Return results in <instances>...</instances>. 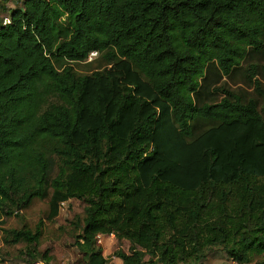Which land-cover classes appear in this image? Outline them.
Listing matches in <instances>:
<instances>
[{
	"label": "trees",
	"instance_id": "obj_1",
	"mask_svg": "<svg viewBox=\"0 0 264 264\" xmlns=\"http://www.w3.org/2000/svg\"><path fill=\"white\" fill-rule=\"evenodd\" d=\"M8 21L0 24L2 215L37 198L53 221L63 203L82 201L74 246L86 264H107L99 235L131 243L130 254H115L122 264L147 256L200 264L204 248L264 264V186L251 182L264 178L257 65L248 79L261 99L208 94L264 55V0H25ZM92 53L109 68L77 76L70 64ZM231 196L236 221L226 212ZM42 227L11 230V244L25 242L26 256L49 263L37 252Z\"/></svg>",
	"mask_w": 264,
	"mask_h": 264
},
{
	"label": "rangeland",
	"instance_id": "obj_2",
	"mask_svg": "<svg viewBox=\"0 0 264 264\" xmlns=\"http://www.w3.org/2000/svg\"><path fill=\"white\" fill-rule=\"evenodd\" d=\"M25 0H0V24H5L13 11L23 8ZM257 65L259 72L258 80L264 89V74L261 67L264 66V55L253 54L249 60L241 64L240 69L234 72L230 77H225L217 85H211L209 96L211 99L218 100L222 90L234 92L243 99L260 98L255 92V86L248 79V70L251 65ZM72 65L77 76H90L95 72H102L109 68L108 62L103 55L91 54L85 62L74 63ZM64 64H57L60 70ZM261 99V98H260ZM213 102V100H211ZM54 171V170H53ZM256 185L264 186V178L252 180ZM234 190L238 191L235 187ZM214 196L210 202L215 203L214 207L220 204V195ZM85 204L76 199H70L63 203L59 209L58 217L53 221H48L49 206L45 201L37 198L32 199L28 204L21 205L14 209L11 216L6 217L0 213V264H86L82 254L74 246V235L76 234V224L79 219L84 218ZM237 210H239L238 196H231L227 207V214L235 221L238 219ZM42 221V233L38 240V254H46L50 262H42L39 256H26L30 246L21 242L11 244L10 231H20L24 227L35 231L36 225ZM169 233L164 234L163 241L167 240ZM97 247L102 251L107 264H122V261L115 256L116 252L130 254L131 243L125 239H118L114 235L102 236L96 238ZM202 259L200 264H236L221 248H204L201 251ZM157 258H145L146 264H155ZM194 260V257H192ZM262 260L261 256H252L251 262ZM251 263V264H253Z\"/></svg>",
	"mask_w": 264,
	"mask_h": 264
},
{
	"label": "built area",
	"instance_id": "obj_3",
	"mask_svg": "<svg viewBox=\"0 0 264 264\" xmlns=\"http://www.w3.org/2000/svg\"><path fill=\"white\" fill-rule=\"evenodd\" d=\"M9 23V21H7L5 24ZM92 54H97V53H92Z\"/></svg>",
	"mask_w": 264,
	"mask_h": 264
}]
</instances>
